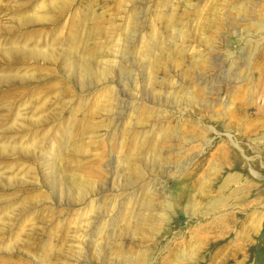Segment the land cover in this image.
Segmentation results:
<instances>
[{
  "label": "rangeland",
  "instance_id": "374dc122",
  "mask_svg": "<svg viewBox=\"0 0 264 264\" xmlns=\"http://www.w3.org/2000/svg\"><path fill=\"white\" fill-rule=\"evenodd\" d=\"M0 264H264V0H0Z\"/></svg>",
  "mask_w": 264,
  "mask_h": 264
}]
</instances>
